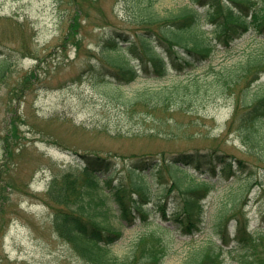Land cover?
Masks as SVG:
<instances>
[{
  "label": "rangeland",
  "instance_id": "obj_1",
  "mask_svg": "<svg viewBox=\"0 0 264 264\" xmlns=\"http://www.w3.org/2000/svg\"><path fill=\"white\" fill-rule=\"evenodd\" d=\"M184 2L155 0V7L165 13ZM129 3L0 0V57L10 63L0 82V264H88L55 232L46 192L54 176L62 177L88 152L113 160L115 174L146 154L168 158L180 151L231 153L251 168L229 179L216 177L214 186L204 184L200 220L210 227L223 202L232 208L228 199L242 189L234 206L239 210L236 224L233 220L226 232L229 242L218 240L226 242L219 248L220 263L243 264L241 252L251 254L240 241L242 234H235L239 230L252 240L264 234V119L246 127L233 122L228 130L233 97L204 88L211 66L264 51V38L248 33L227 49L218 45L202 64L181 71L170 66L163 76L140 72L128 84L110 76L104 80L102 62H120L127 54L104 55L101 50L113 31H132ZM195 78L202 88L196 94ZM256 83L264 90V74ZM155 182L171 192L165 193L173 199L168 213L174 204H182L168 181ZM166 224L159 212L137 217L111 251L124 256L144 233L155 231L167 248L161 264H181L192 247L216 239L211 230L189 235L167 231L162 227Z\"/></svg>",
  "mask_w": 264,
  "mask_h": 264
},
{
  "label": "trees",
  "instance_id": "obj_2",
  "mask_svg": "<svg viewBox=\"0 0 264 264\" xmlns=\"http://www.w3.org/2000/svg\"><path fill=\"white\" fill-rule=\"evenodd\" d=\"M188 1L163 13L155 7V0H130L132 31H113L104 41L101 52L106 55L110 50L124 49L130 55L127 58L137 62L111 64L107 61L111 65L105 67L108 75L120 84H128L137 77L139 69L148 75L160 76L166 73L168 63L177 71L200 65L210 58L217 45L227 49L235 39L250 31L264 38V0ZM8 65V58L1 56L0 82ZM263 73L264 51L259 50L250 51L229 65L211 67L204 88L233 97L228 130L233 122L246 127L264 118V90L254 84ZM103 79L108 77L105 75ZM198 82L195 78V94L202 89ZM141 97L140 94L138 98ZM80 158L62 177L54 176L46 192L53 208V228L86 263L161 264L167 248L155 231L144 233L124 256L115 255L110 248L121 237L122 228L133 219L159 212L168 221L162 226L167 231L174 229L190 235L207 229L211 230V237L216 236L217 240L209 238L191 248L181 264H222L219 261L222 244L218 240L229 241L226 232L239 212L234 206L242 190L238 189L228 199L234 203L232 208H226L223 202L212 217L210 227H205L200 220V199H204L202 196L207 191L204 184L214 186L215 177L229 179L244 169L246 164L241 158L225 152L198 150L176 152L168 158L146 154L132 160L116 181L113 163L105 155L83 153ZM100 171H104L105 177L98 174ZM204 176L213 179L207 181ZM156 178L162 184L168 181L169 190L181 199L182 204H174L169 213L173 199L165 196L171 192L164 185L157 188L152 208L148 206L151 184ZM197 192L199 197L195 195ZM238 233L251 253L241 252V262L264 264V234L252 240L245 237V231L235 234ZM247 234L252 237L250 231Z\"/></svg>",
  "mask_w": 264,
  "mask_h": 264
}]
</instances>
